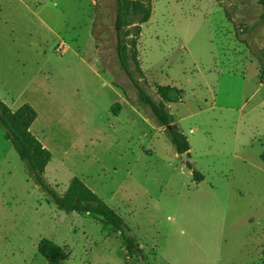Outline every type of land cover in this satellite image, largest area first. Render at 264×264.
Here are the masks:
<instances>
[{"label":"rangeland","instance_id":"374dc122","mask_svg":"<svg viewBox=\"0 0 264 264\" xmlns=\"http://www.w3.org/2000/svg\"><path fill=\"white\" fill-rule=\"evenodd\" d=\"M127 2L126 29L151 10L134 48L124 37L129 70L186 137L191 168L120 67L116 0H0V101L35 110L44 185L62 194L80 179L139 245L128 253L99 219L57 209L0 124V264H50L43 239L64 247L60 264H264L258 0Z\"/></svg>","mask_w":264,"mask_h":264},{"label":"trees","instance_id":"16d2710c","mask_svg":"<svg viewBox=\"0 0 264 264\" xmlns=\"http://www.w3.org/2000/svg\"><path fill=\"white\" fill-rule=\"evenodd\" d=\"M258 2L262 10L261 18L264 21V0H258ZM116 3L115 26L119 29L117 32V50L120 67L138 89L141 103L150 107L153 117L159 124L168 126L167 133L175 151L178 154L188 152L189 143L186 137L177 128V125L173 123V118L168 112L165 104L162 101L153 100L142 87L138 85L133 78L132 72L129 70L128 56L124 53V37L131 31L132 38L129 41L131 47L134 48L136 46V39L141 32L140 24L145 23L149 19L151 10L150 8H146L139 24H136L129 30L126 29L129 23L128 18L131 14L128 2L127 0H116ZM132 56L135 60L134 49L132 50ZM158 92L164 101L167 102H176L180 98V91L177 90L175 92L178 94L173 99L167 96L166 88L164 87L158 86ZM115 106L117 108L119 107V105ZM35 119L36 112L29 104L25 103L16 110H11L9 106L0 101V124L5 129V138L11 142L19 158L27 163L30 170L34 172V176L38 183L49 192L51 196L50 201L54 203L56 208L66 212H76L83 215L88 214L99 219L105 226H110L113 231L121 234L128 253H138L139 245L136 239L127 233V227L118 212L89 189L80 179H71L62 194L55 193L44 185L41 175L50 161L51 153L47 148L42 146L41 142L30 131V126ZM260 157L264 160V152ZM186 164L191 168L190 162L187 161ZM192 175L196 182L203 180V175L196 169H193ZM38 249L40 254L44 256L50 264H60L67 257L64 247L59 246L50 239H43Z\"/></svg>","mask_w":264,"mask_h":264},{"label":"water","instance_id":"95a60500","mask_svg":"<svg viewBox=\"0 0 264 264\" xmlns=\"http://www.w3.org/2000/svg\"><path fill=\"white\" fill-rule=\"evenodd\" d=\"M180 157L182 158V160L184 162L188 161V156H187V152H183V153H179Z\"/></svg>","mask_w":264,"mask_h":264},{"label":"crops","instance_id":"0c3cea01","mask_svg":"<svg viewBox=\"0 0 264 264\" xmlns=\"http://www.w3.org/2000/svg\"><path fill=\"white\" fill-rule=\"evenodd\" d=\"M112 202V201H111ZM111 202H108V204H110Z\"/></svg>","mask_w":264,"mask_h":264}]
</instances>
